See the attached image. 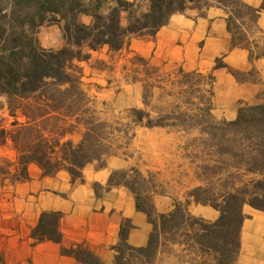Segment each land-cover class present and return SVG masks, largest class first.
<instances>
[{
    "label": "trees",
    "instance_id": "obj_1",
    "mask_svg": "<svg viewBox=\"0 0 264 264\" xmlns=\"http://www.w3.org/2000/svg\"><path fill=\"white\" fill-rule=\"evenodd\" d=\"M212 6L228 11V29L233 46H238L244 42L241 26L256 23L264 1L254 7L243 0H148V8L141 11L135 0H0V111L13 118L9 126L0 118V146L15 152L14 160H0L1 173L12 180L26 179L29 165L36 164L46 175L66 170L75 180L88 163L97 161L102 166L106 157L128 147L136 127H165L185 134L198 129L200 135L194 140L204 141L206 135L212 142L210 150L215 148L214 153L229 160H207L212 165L202 167L203 173L197 175L206 184L191 188L185 204L176 202L166 213H155L150 197L144 200L133 186L114 181L115 173L126 170L113 172L111 184L131 188L137 207L153 225L147 245L140 247L130 245L122 229L113 264H155L175 245L180 247L177 257L211 255L216 264H234L246 216L244 205L264 211V90L261 102L241 108L236 119L214 122L210 118L214 77L179 70L178 91L167 90L164 78L159 87L161 99L173 96L181 102L150 110L132 108L124 116L126 122L110 123L97 119L88 106L82 70L75 64L87 60L90 50L106 46L117 52L133 36L154 35L175 13ZM123 12H127L125 24ZM83 16L90 21H83ZM47 20L62 29L64 44L59 48H45L38 42L36 30ZM151 87L145 86L147 93ZM144 99L148 106L146 94ZM189 99L195 100L192 106L182 107ZM76 130H82L78 141L68 137ZM131 170L143 178L137 169ZM192 201L212 205L220 211L218 218L211 221L193 215L188 210ZM58 219L59 213L44 212L32 237L59 241ZM92 264L101 263L92 260Z\"/></svg>",
    "mask_w": 264,
    "mask_h": 264
},
{
    "label": "crops",
    "instance_id": "obj_2",
    "mask_svg": "<svg viewBox=\"0 0 264 264\" xmlns=\"http://www.w3.org/2000/svg\"><path fill=\"white\" fill-rule=\"evenodd\" d=\"M243 1L258 7L264 0ZM187 10L186 14L171 15L169 22L155 33L150 56L156 62L192 69L226 53L225 58L233 65L252 64L246 48L233 46L228 29L229 13L225 8L212 6L202 13L197 9ZM256 23L264 36V10ZM254 64L259 65L264 80V54ZM224 79L226 92L218 98L224 106L234 103L235 93L241 91L252 96L262 87L255 82L240 84L229 76ZM119 99L131 102L134 97L123 92ZM172 136L171 130L165 127H155L145 134V156H157L160 168L174 167H168L161 160V148L153 151L152 147L158 146L153 138ZM128 165L127 157L109 156L102 166L97 161L88 163L75 180L66 170L46 175L36 164L29 165L26 179L12 180L0 172V264H92V260L113 264L122 229L126 230V241L130 245L146 246L153 225L147 214L137 207L135 192L124 184L110 182L113 172L126 169ZM177 199L174 193H158L150 201L155 213H166L174 208ZM193 203L195 210L203 213L199 216L211 221L218 218L213 211ZM44 212L59 213V241H36L32 237V230ZM247 214L241 226L240 249L234 264H264V211L251 209ZM179 252L180 247L175 245L171 253L163 254L155 264H178ZM201 264L216 263L211 259Z\"/></svg>",
    "mask_w": 264,
    "mask_h": 264
},
{
    "label": "rangeland",
    "instance_id": "obj_3",
    "mask_svg": "<svg viewBox=\"0 0 264 264\" xmlns=\"http://www.w3.org/2000/svg\"><path fill=\"white\" fill-rule=\"evenodd\" d=\"M135 2L141 11L148 8V0H135ZM201 11L199 10V13H202ZM187 12L189 10L176 14H186ZM126 17L127 12H123L122 22L124 24L126 23ZM82 20L88 23L90 18L83 16ZM36 31L38 42L45 48L56 49L64 44L62 29L54 22L47 20L38 26ZM240 31L243 33L244 42L237 47L246 48L249 51L248 58L252 63L250 66L233 65L225 58L226 53L219 55L211 62L205 63L202 67L192 69L175 63L170 65L158 63L150 56L151 50L154 49L155 34L133 36L128 46L117 52L109 51L106 46L97 50H90V57L87 60L75 61V64L81 67L82 70V89L90 99L88 106L95 110V117L99 120L110 123L115 120L126 122L127 118L124 116L132 108H147V110H150L152 106H174L181 102L175 100L173 96H165L161 99L160 81L162 78L166 79L167 81L164 83L166 89L176 92L178 91L176 81L181 77L179 70H196L206 76L212 75L214 77L211 86V120L214 122L234 120L241 108L261 102L260 95L264 90V80L261 77L259 65L254 64V61L264 54V36L259 33L257 23L254 25L246 23L241 26ZM217 65L219 67H215ZM155 67L158 68L157 72ZM226 76L231 77L240 84L255 82L262 84V87L260 91L253 93L252 96L245 92H237L232 97L234 103L231 106H224L218 98L220 94L226 92L224 85ZM147 85L152 86L148 93L145 90ZM123 92H129L134 99L131 102H120L119 98ZM145 94L147 95L148 106L145 105ZM191 101L195 100L189 99V102L182 103V107H191ZM155 114V112H152V115ZM1 117L5 118L3 121L0 119L5 126H9L10 121L13 119L8 116L7 112L2 111H0ZM153 128H134L132 131L135 135L129 141L128 147L118 150L116 155L129 158V165L126 169H122L126 172L114 174V181H122L133 186L141 194L138 197H143L144 200L147 196L151 200V197L158 193H174L178 198L177 202L185 204L188 198L187 192L191 188L206 184V181L199 179L197 175L203 173L202 167L212 165L211 162L208 164L207 160L212 157L223 162L229 161L227 156L214 153L215 148L210 150L212 149L210 148L212 142L206 135L202 138L204 141H201V139L194 140L195 137L197 138L200 135L198 129L185 134L183 131H174L168 128L174 136L169 139L154 137L153 141L157 142L158 146L152 147V149L155 151L154 149L161 148L163 151L161 160L168 167L173 166L174 168H160L157 165L160 163V159L157 156L146 157L145 151H143L145 134ZM81 136L82 130H76L68 137L78 141ZM121 140L120 142L126 141V139ZM153 154L156 153L153 152ZM3 157L14 160V150L10 146H0V160ZM132 167L137 169L143 178H140L136 172L131 170ZM193 204L192 201L188 205V210L193 215L203 214L202 212H200L201 214L198 213ZM197 204L204 206L201 209H209L215 215L220 214V211L210 204ZM251 209L260 210L245 204L243 207L245 215H248L247 213ZM161 256L163 257V254L159 257L161 258ZM211 259H213L211 255L184 254L177 257L176 261L178 264H201Z\"/></svg>",
    "mask_w": 264,
    "mask_h": 264
}]
</instances>
